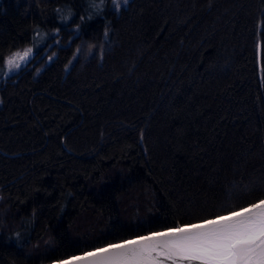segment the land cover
Here are the masks:
<instances>
[{
    "label": "trees",
    "instance_id": "16d2710c",
    "mask_svg": "<svg viewBox=\"0 0 264 264\" xmlns=\"http://www.w3.org/2000/svg\"><path fill=\"white\" fill-rule=\"evenodd\" d=\"M119 3L0 0V264L264 198V0Z\"/></svg>",
    "mask_w": 264,
    "mask_h": 264
},
{
    "label": "snow or ice",
    "instance_id": "6c2138e0",
    "mask_svg": "<svg viewBox=\"0 0 264 264\" xmlns=\"http://www.w3.org/2000/svg\"><path fill=\"white\" fill-rule=\"evenodd\" d=\"M113 2L119 10V0ZM104 36L107 38V31ZM32 55L33 48L26 47L12 52L4 62L11 72L25 65ZM224 212L199 223L177 224L94 248L60 264H264V198Z\"/></svg>",
    "mask_w": 264,
    "mask_h": 264
},
{
    "label": "rangeland",
    "instance_id": "374dc122",
    "mask_svg": "<svg viewBox=\"0 0 264 264\" xmlns=\"http://www.w3.org/2000/svg\"><path fill=\"white\" fill-rule=\"evenodd\" d=\"M21 50H23V49H21ZM32 58H33V55L29 58L28 62H27L25 65H22V66H21L20 69H22L23 67H25L26 65H28ZM5 65H6V64H5ZM6 68H7V65H6ZM20 69L13 70V71L9 72V70H8V68H7V75H12V74L18 72Z\"/></svg>",
    "mask_w": 264,
    "mask_h": 264
},
{
    "label": "water",
    "instance_id": "95a60500",
    "mask_svg": "<svg viewBox=\"0 0 264 264\" xmlns=\"http://www.w3.org/2000/svg\"><path fill=\"white\" fill-rule=\"evenodd\" d=\"M134 239H136V238H134ZM79 256H81V255H79ZM78 257V256H77ZM68 260V259H67ZM65 261V260H64ZM52 264H60V262H56V263H52Z\"/></svg>",
    "mask_w": 264,
    "mask_h": 264
}]
</instances>
